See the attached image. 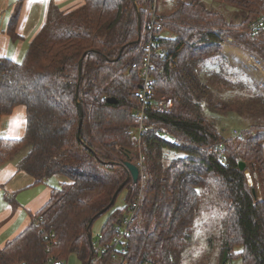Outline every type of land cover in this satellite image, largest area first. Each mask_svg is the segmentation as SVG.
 <instances>
[{
    "label": "trees",
    "instance_id": "obj_1",
    "mask_svg": "<svg viewBox=\"0 0 264 264\" xmlns=\"http://www.w3.org/2000/svg\"><path fill=\"white\" fill-rule=\"evenodd\" d=\"M83 1L68 12L50 3L23 58L0 56V118L19 105L25 111L23 135L0 137V166L25 149L17 168L35 184L54 175L67 178L0 247V264L64 262L72 255L88 264L94 221L107 214L99 233L102 242H110L139 194V182L129 179L100 213L128 175L123 161L135 163L138 150L149 173L142 222L128 233L124 247L110 248L100 264L115 259L181 264L195 217L211 191L226 208L219 264L234 259L264 264V200L253 197L244 175L250 168L264 182V84L221 52L223 39L231 37L264 62V32L249 29L264 15V0H167L172 7L156 14L161 30L153 47L163 53L153 56L150 73L153 96H172L173 107L165 113L147 108L140 144L129 131L139 106L135 92L142 86L153 0ZM23 2L14 5L7 29L11 39L17 37ZM228 118L239 121V137L224 133ZM240 161L246 164L243 171ZM122 192L124 205L118 207Z\"/></svg>",
    "mask_w": 264,
    "mask_h": 264
},
{
    "label": "crops",
    "instance_id": "obj_2",
    "mask_svg": "<svg viewBox=\"0 0 264 264\" xmlns=\"http://www.w3.org/2000/svg\"><path fill=\"white\" fill-rule=\"evenodd\" d=\"M16 1L0 0V56H6L14 61L23 58L28 44L46 19L50 3L68 12L84 2L83 0H24L15 25L17 37L11 39L7 29ZM221 52L232 65L242 67V60L245 62L244 53L246 52L239 48L231 37L223 39ZM256 82L259 85L264 84V81ZM24 130L23 106H17L11 114L0 118L1 138H20ZM17 162L18 159H15L0 166V247L27 226L30 220L29 214L38 211L49 199L51 189L56 183L62 182L60 177H56L52 181L47 179L44 183L35 184L31 175L18 170Z\"/></svg>",
    "mask_w": 264,
    "mask_h": 264
},
{
    "label": "rangeland",
    "instance_id": "obj_3",
    "mask_svg": "<svg viewBox=\"0 0 264 264\" xmlns=\"http://www.w3.org/2000/svg\"><path fill=\"white\" fill-rule=\"evenodd\" d=\"M174 1V0H173ZM176 1V0H175ZM206 1V0H205ZM210 2L209 0H207ZM206 1V2H207ZM167 0H153L151 10L156 14H160L170 9L172 6ZM150 8V7H149ZM245 62L242 60V67L245 68L256 81H264V63L260 62L254 57L244 53ZM21 60V59H20ZM19 60V61H20ZM251 62H250V61ZM241 63V62H240ZM252 63V65H251ZM259 65H258V64ZM237 64V62H235ZM255 66H254V65ZM224 133L227 135L232 134L234 130H240L241 125L239 121L233 118L225 119L224 121ZM26 150H22L16 159L24 157ZM246 166V164H245ZM244 175L248 187L255 190L256 198L264 200V182H260L257 179V174L250 168L244 170ZM56 177H60L62 182H66L67 178L59 175L48 178L52 181ZM60 183H56L55 186H59ZM124 195L122 192L116 199L115 205L121 207L124 205ZM216 196V195H215ZM211 194L207 195L200 206L199 212L197 213L193 231L189 239V245L186 249L181 264H219L221 254V228L222 219L225 217L226 208L223 203L217 199L218 197ZM107 218V214L99 216L91 227L92 237L96 238L104 225ZM64 264H80L75 256H70L63 262ZM112 264H118V259L112 261ZM226 264H241L240 259H234Z\"/></svg>",
    "mask_w": 264,
    "mask_h": 264
},
{
    "label": "built area",
    "instance_id": "obj_4",
    "mask_svg": "<svg viewBox=\"0 0 264 264\" xmlns=\"http://www.w3.org/2000/svg\"><path fill=\"white\" fill-rule=\"evenodd\" d=\"M153 5V4H152ZM152 7L149 8L150 12V31L151 38L144 44L145 56L140 64V76L142 78V86L135 92V96L138 99L139 106L134 111V126L130 129V135L136 140L137 144H140L141 134L146 129L144 124L146 119L147 108L161 113L170 112L173 107V97L170 95L153 96L151 85L152 77L151 71L154 68L152 58L154 55L163 53V50L155 47L156 34L161 30L160 20L156 19L155 12ZM251 31H263L264 32V15H261L258 20L252 22L249 26ZM132 68H136L137 64L132 63ZM232 135L239 137L241 135L240 130H234ZM218 151V156L221 159L223 147L221 143L215 145ZM138 158L134 163L138 168V182H139V194L135 201L127 205V213L124 216L122 223L115 226V235L110 242H102L103 233H99L91 242L92 254L88 264H100L103 256L110 248L122 249L126 241V236L132 229L138 227L142 222L141 201L145 195V188L149 180L148 165L145 160V156L138 150ZM47 264H64L62 261H49Z\"/></svg>",
    "mask_w": 264,
    "mask_h": 264
},
{
    "label": "water",
    "instance_id": "obj_5",
    "mask_svg": "<svg viewBox=\"0 0 264 264\" xmlns=\"http://www.w3.org/2000/svg\"><path fill=\"white\" fill-rule=\"evenodd\" d=\"M135 7H136V10H137L138 19H139V8H138V5L136 3H135ZM139 29H140V24L138 25V30ZM120 53H121V51H120ZM120 53H119L118 57L120 56ZM78 69H79V77H80V74H81V61H79ZM108 101L109 102H116V100L114 98H108ZM78 109H79V120H78V133H79V129L81 127L82 119H83V110H82V106H81V104L79 102H78ZM123 166L125 167L128 175H127L126 179L119 185V187L114 192L109 205L106 208H104L102 211H100V213L106 211L107 208H109L113 204L117 194L123 188V186L125 185L127 180L130 179L133 183H136L138 181V168H137V166L134 163H131L129 161H123ZM238 168H239V170L243 171L245 169V163L243 161H240L238 163ZM252 195H253L254 198H256V193H255L254 189H252ZM88 240H89V244H90V247H91L92 240H91L90 233H88Z\"/></svg>",
    "mask_w": 264,
    "mask_h": 264
}]
</instances>
